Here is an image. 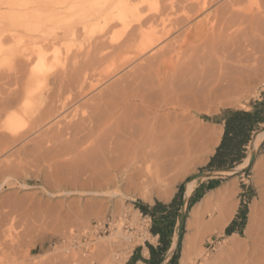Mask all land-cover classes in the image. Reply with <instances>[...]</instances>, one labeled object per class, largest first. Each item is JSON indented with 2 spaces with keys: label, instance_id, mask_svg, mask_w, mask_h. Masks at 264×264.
<instances>
[{
  "label": "bare ground",
  "instance_id": "obj_1",
  "mask_svg": "<svg viewBox=\"0 0 264 264\" xmlns=\"http://www.w3.org/2000/svg\"><path fill=\"white\" fill-rule=\"evenodd\" d=\"M253 1L57 0L54 10L14 12L15 23L39 31L34 23L40 22L50 33L20 47H4L3 38L14 31L0 26V57L19 65L15 73L0 75L8 85L0 98V120L9 131H0V139L16 142L33 129L48 126L47 140H37L36 150L54 142L55 149L45 145L46 155L57 150L62 158L79 152L81 159L91 153V177L79 179L80 184L75 180L79 184L73 185L75 190L88 188L105 196L115 188L110 197L137 193L145 199L158 191L160 199L169 201L191 157L199 153L198 162L203 163L213 153L207 141L215 140L216 145L221 141L223 126L220 131L212 129L201 121L200 112L239 103L257 85L263 62L253 54L264 50V0L257 11L249 8ZM262 137L264 130L254 139V149ZM252 158V154L246 157L236 170L246 168ZM197 183L196 179L187 182L186 201ZM224 188L203 197L191 214L196 217L220 202L216 222L224 229L236 209ZM254 211L252 205L247 233L255 229ZM114 227L101 239L103 243L115 245L120 238L128 244L133 234L123 232L120 223ZM259 239L264 250V228ZM193 241L186 240L183 260L194 254ZM5 244L0 240V264H11L4 251L10 246ZM176 244L177 237L171 249ZM116 254L111 255L113 264H122L123 258Z\"/></svg>",
  "mask_w": 264,
  "mask_h": 264
},
{
  "label": "rangeland",
  "instance_id": "obj_2",
  "mask_svg": "<svg viewBox=\"0 0 264 264\" xmlns=\"http://www.w3.org/2000/svg\"><path fill=\"white\" fill-rule=\"evenodd\" d=\"M56 1L57 0H0V26H4L7 30L14 31V33L10 32L9 34L7 33L8 35L6 34L8 38H3V43L6 44L4 47H11L13 45H15L14 47H20L33 40H41L45 36V33H50V30H45L46 28L42 27L43 25L41 26L40 22L34 23L35 25L38 24L36 27L39 28V31L34 28V30H29L24 25L15 23L12 15L14 12L27 11L40 7L54 10L57 9V5L55 6ZM29 2L31 4H29ZM253 2L249 4V8L254 11H257L258 8L263 5L262 0H254ZM31 22L33 23V21ZM12 33L15 35V38L10 37ZM242 56L245 57L244 55ZM253 56L261 57L263 62V68L261 67L260 69L261 74L257 79V87L255 86L253 94L247 98H243L239 103H224L218 104L213 107V109L206 108V110L204 109V111L202 110L200 112L199 116L201 121L212 129L219 131L220 128L224 126L226 114L231 110L256 111L261 119L258 129L253 133L249 144L246 146L245 158L251 154L253 156L250 164L246 168L240 169L235 173L213 175L218 176L214 179L216 182L212 185V187L214 186L213 190L225 187L224 189L230 191L229 199L236 205L233 218L235 216L239 217V228L237 231L230 234L231 237L226 232V227L231 221L224 229L216 222V218L219 215L220 202H216V204L214 203V205L212 204L204 208L198 215L199 218L191 214L192 208L207 195H205L207 190L203 189L199 191V193L192 198V202H190V198L186 201V196L184 194L186 191L185 184L188 182L189 178L202 171H211L213 169L208 168L207 165L218 146L214 144V139L212 142L207 141L213 153H209L206 161L203 163L198 162L199 153H197L198 155L194 154L192 156L193 158L191 157V161L187 164L186 168L182 170V177L180 176L176 182V190L169 201L160 199L158 197V191L152 193L151 199H145L137 193H133L132 195L128 194L127 196H115L111 193L110 197V192H114L115 188L108 190L104 196L102 194L95 195V193L89 191L88 188L82 191V189L78 187V190H75L74 187L76 186H73L77 185L78 182L80 184V180L85 181L87 178L91 177V153L82 154V161L80 156H77L79 152H73L76 156H73L72 152L64 154L62 155V159L59 153H56L57 150H54L56 145L54 142H49L50 144L44 143L43 149L36 150L37 148H34V144L35 146L37 145V140L39 142H45L47 140L45 131L48 126L44 125L33 129L28 133V136L26 135L24 139L16 142H12L6 138L0 139V172H2L0 173V222H2L0 225V233H2V235L0 234V240L3 244L7 243L8 245H5L10 246L7 249L5 247L6 250L4 249V251L6 255L8 254L6 257L12 260L11 264H113L114 257L112 258V256L116 253L121 259L123 258L121 260L122 264H135L130 257L132 252H135L139 248H145V252H148V244L156 246L159 244V238L154 236L151 232V228L156 221L150 216L142 214L139 205L145 204L152 207L157 202L169 204L175 196H177V202L179 204L175 209L176 216L174 219L168 220V226L171 228V247L176 237L178 240L181 216L183 213L185 214L181 236L178 241V243H180V248L177 253V261L175 264H264V250L261 248L259 239L264 228V137H262L256 149L253 147L254 139L257 134L264 130V50L257 52L255 55L253 54ZM253 56H251V58ZM18 58L20 57L18 56L17 59ZM2 59L3 58L0 57V75L6 76L15 73V69L19 66L16 64L17 61L8 63ZM11 64L14 65L12 66ZM5 81H0V98L4 96L3 91L8 86ZM4 120L5 119H3V121ZM1 124V133L2 131H7L9 133L4 127V124ZM42 133H44V135ZM37 136L40 139H42L41 136L46 137H44L45 140H39ZM45 145L48 149L50 146H54L53 150L56 155L51 153L54 155L50 156L51 154H47V156L44 150ZM35 150L37 151L36 153L34 152ZM46 151L47 153L49 152L48 150ZM41 153H43V155ZM25 154L28 157H25ZM38 154L41 156H38ZM44 156H50L51 158L49 157V159H47V157ZM56 156H58V160ZM84 156L87 157V160ZM72 157H74V159ZM244 159L241 162H243ZM53 160L55 161V166H53ZM84 160L85 162H89L85 163ZM64 161L66 163H64ZM30 163L32 166L29 165ZM238 164H236L234 168H236ZM52 166L53 169L55 168L57 170H53L51 168ZM61 166L64 171L60 169ZM61 172H64L66 175L64 173L61 175ZM79 172H81V174H79ZM10 174L11 177H9ZM57 174L58 176H56ZM44 176L47 177L45 178ZM1 179L5 180L2 181ZM204 179V186L208 188L209 185L207 182L211 179ZM75 180H78V182ZM201 180L202 179H198L197 185L201 183ZM73 181L76 184H74ZM56 183H60L59 185L61 186L59 187ZM71 186L73 188H71ZM66 189L68 192L65 191ZM79 190L81 191L78 192ZM106 196L107 198H105ZM119 200L121 202H119ZM6 203L9 204V206ZM252 205L255 206V229L252 230L251 233H247L246 228L249 222V214ZM136 209H138L139 212H136ZM243 211H245V215H242ZM125 215L131 216L133 230L130 232L124 229ZM108 217L114 219L111 230L107 233L98 234L94 230V225L99 221L106 220ZM192 217L195 218L193 219ZM195 219L197 221H195ZM241 220L245 222L243 225ZM119 223L123 232L134 235H132L134 241L132 242V238L130 239L132 244L130 242L127 244L126 241L124 242V240L120 238H118L120 242L115 245L111 244L112 246L109 242L108 244L107 241L103 243L102 240L113 231L114 225H118ZM189 238H192V241L194 240L193 242H195L196 249L191 259L183 260L185 242ZM100 243H103L102 246L106 244L105 248L102 247ZM177 245L178 244H176L173 249L170 247L164 256L166 258L162 260L160 264H173L171 258L176 254ZM109 247H112V249ZM2 256H5V254ZM148 259L149 258H143L144 262L139 264H148L146 262ZM110 260L111 263H109Z\"/></svg>",
  "mask_w": 264,
  "mask_h": 264
},
{
  "label": "trees",
  "instance_id": "obj_3",
  "mask_svg": "<svg viewBox=\"0 0 264 264\" xmlns=\"http://www.w3.org/2000/svg\"><path fill=\"white\" fill-rule=\"evenodd\" d=\"M261 119L258 113L246 110H231L224 118V133L222 140L216 152L210 158L207 165L213 169H229L240 163L246 156V146L249 144L253 133L258 129ZM193 197V196H192ZM192 197L190 202H192ZM177 196H175L169 204L157 202L153 207L145 204H140L139 208L144 214L150 215L156 222L151 228L154 235H159V244L154 247L148 244L150 251V259L146 260L148 264H160L171 247V228L168 226V220L174 219L175 209L177 207ZM245 215V211L242 212ZM242 221V225L245 223ZM235 225H239L237 220L226 228L227 234H232ZM180 248V243L177 245L176 254L171 258L173 264L177 261V253Z\"/></svg>",
  "mask_w": 264,
  "mask_h": 264
},
{
  "label": "crops",
  "instance_id": "obj_4",
  "mask_svg": "<svg viewBox=\"0 0 264 264\" xmlns=\"http://www.w3.org/2000/svg\"><path fill=\"white\" fill-rule=\"evenodd\" d=\"M223 128H224V126H223ZM223 133H224V130H223ZM222 137H223V134H222ZM222 137H221V140H222ZM221 142V141H220ZM220 142H219V144H220ZM218 144V145H219ZM218 147V146H217ZM216 152V151H215ZM214 155V154H213ZM216 177H218V176H212V177H210L209 179H211V180H209L207 183H208V185H209V187L208 188H206L205 186H204V182H203V180H205V179H202L201 180V183H199L196 187H195V190H194V192H193V194H191V196L189 197V198H191L192 196L194 197L195 195H197L198 193H199V191H202L203 189L204 190H207L206 191V193H205V195L207 194H209V192H212V191H215V190H213L214 189V186L212 187V185L216 182L214 179L216 178ZM192 197V198H193ZM205 197V196H204ZM188 198V199H189ZM203 199V198H202ZM201 199V200H202ZM150 208H151V206H149ZM153 207V206H152ZM142 214H144L143 212H142ZM144 215H146V216H150V215H148V214H144ZM238 215V214H237ZM151 217V216H150ZM152 218V217H151ZM233 220H237L238 222H239V217L238 216H235L232 220H231V223H232V221ZM230 223V224H231ZM229 224V225H230ZM228 225V226H229ZM227 226V227H228ZM226 227V228H227ZM238 228H239V225H235V227H234V231H233V233L235 232V231H237L238 230ZM154 235V234H153ZM154 236H156V237H158L159 238V235H154ZM154 247H157L156 245H153ZM147 249H148V252H145L146 251V249L145 248H139V249H137L135 252H132V254H131V258H132V261L133 262H135V264H139V263H143L144 261H143V258H149L150 259V257H151V255H150V251H149V248L147 247Z\"/></svg>",
  "mask_w": 264,
  "mask_h": 264
},
{
  "label": "built area",
  "instance_id": "obj_5",
  "mask_svg": "<svg viewBox=\"0 0 264 264\" xmlns=\"http://www.w3.org/2000/svg\"><path fill=\"white\" fill-rule=\"evenodd\" d=\"M142 215V214H141ZM124 229L127 232H130L133 230L132 222H131V216L130 215H125L124 216ZM114 224V219L112 217H108L104 221H99L94 225V230L100 234V233H107L108 231L111 230L112 225Z\"/></svg>",
  "mask_w": 264,
  "mask_h": 264
},
{
  "label": "water",
  "instance_id": "obj_6",
  "mask_svg": "<svg viewBox=\"0 0 264 264\" xmlns=\"http://www.w3.org/2000/svg\"><path fill=\"white\" fill-rule=\"evenodd\" d=\"M231 171L232 173H235L237 172L238 170H236V168H229V169H212L211 171H202L194 176H192L191 178H189L188 181L190 180H193V179H204V178H210L212 177L213 175L215 174H221V172H218V171ZM186 185L187 183L185 184V190H186ZM185 194V193H184ZM184 220H185V214L183 213L182 216H181V225L179 227V234H178V240H177V244H178V241L180 239V236H181V232H182V227H183V224H184ZM166 257L163 258V260L165 259Z\"/></svg>",
  "mask_w": 264,
  "mask_h": 264
}]
</instances>
